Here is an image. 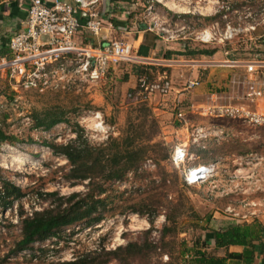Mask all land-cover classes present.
<instances>
[{
  "label": "rangeland",
  "instance_id": "rangeland-1",
  "mask_svg": "<svg viewBox=\"0 0 264 264\" xmlns=\"http://www.w3.org/2000/svg\"><path fill=\"white\" fill-rule=\"evenodd\" d=\"M111 1L118 11L127 15L125 19L127 25L123 31L129 33L130 39H127L131 43L139 34H145L137 28L143 24L151 31L163 33L160 43L162 51L171 47L175 48V51H182L184 46L190 49L200 47L199 45L203 43L197 40L196 36L204 31L212 36L211 43H208L209 49L230 47L233 53L241 49V52H238L239 59L245 62L259 60L258 53L260 49H264V0ZM166 1L175 3L179 9L173 10L166 6ZM168 10L200 17L199 24L203 28H194L197 27L196 22L187 26L181 21L174 20ZM222 13L223 20L213 19ZM229 25L232 27L233 37L222 42L220 39ZM182 27L187 29L185 39H168L174 30ZM118 36L117 38L121 37ZM156 57L162 58L158 54ZM179 58L181 57L174 55L170 59ZM185 58L189 59L186 56ZM217 60L224 61L227 58L217 56ZM147 66L158 65L122 62L112 67L105 78L92 81L84 74L75 73L69 65L63 73L59 70V65L54 63L50 71L59 73L55 72L50 87L44 91L29 90L18 93L12 89L9 79L0 73V125L18 139L14 143L6 142L0 147V185L4 179L21 187L24 192V197L16 201L12 208L7 211L0 209V264L73 261L96 250L111 252L120 247H127L131 243L143 244L148 236L152 241L159 242L162 230L168 223L169 214L177 216L178 234L169 239H174L178 251L185 247V242L190 247L195 239L203 238L210 230L209 223L213 218L211 212L220 209L215 201L220 200V180L223 176L220 171L217 172L213 177L217 188L210 191L209 183L187 184L185 179L187 168L210 158L209 162L220 164V156L228 148L227 154L230 158L224 162L232 169L227 177L233 180L235 168L245 169L251 166L253 160L246 159L250 157L249 154L257 153L259 158L264 156V126H254L240 119L214 118L198 112L192 114L190 111L186 116L188 121L179 122L176 118L173 93L176 89H183L185 81L196 77L199 72L202 84L193 91L204 87L203 80L207 73L203 74L204 68L174 63L167 68L174 81L172 93L168 96L155 94L147 101V106L153 112L158 126L151 143L160 144L169 152L176 145L185 144L190 156L187 165L177 168L170 158H163L168 150H151L143 166L131 171L123 180L100 181L101 188L98 187L95 192L96 198L104 201L96 212V215L102 213L100 222L88 225L84 221L68 226L56 236L35 242L33 248L16 253V242L22 235V211L30 215L36 210L52 207L53 199L47 196V193L58 191L61 196L68 197L74 192L85 195L89 191V180L71 186L62 178V173L69 171L70 164L66 157L56 155L47 143L65 144L81 136L93 146H102L107 145L111 139H123L127 136L129 118L142 114L139 109L144 106L140 104L143 102L137 103L130 99L129 93L139 85L138 67ZM207 69L209 72L215 70V73H221L228 68L218 66ZM152 74L155 81L158 72L153 70ZM211 83L214 84L207 85L214 92L225 94L232 91V87L226 88L217 82ZM199 101L195 104L199 107L198 111H202V104L210 103L211 99L203 103L204 100ZM233 103L244 101L237 99ZM192 104V99L187 98L182 108L187 110L186 107ZM96 115H100L101 118L96 119ZM43 117L63 120L48 130L37 126L38 120ZM101 122L102 127L96 128ZM221 124H226L225 130L228 135L222 127L218 128ZM198 127L206 128L211 135L208 138L193 139V132ZM208 141L216 147L213 152L207 148ZM236 157H243V160L236 161L234 160ZM18 158L20 161H15ZM254 162H260L257 167L263 172L264 159H255ZM242 175L244 176L241 177L245 178V174ZM247 182V179L242 178L236 181L239 199L249 202L253 193H258L260 198H264V176L260 177V189L256 190L258 192H252ZM210 194L213 195V199L210 198ZM150 197L163 202H159L158 207L154 206L157 211L153 226L150 223L153 215L148 207L150 201H145ZM177 205L179 210L175 211ZM147 232H150L149 235ZM153 260L168 262L169 256L159 253ZM111 264H141V261L130 259L121 263V260H113Z\"/></svg>",
  "mask_w": 264,
  "mask_h": 264
},
{
  "label": "trees",
  "instance_id": "trees-1",
  "mask_svg": "<svg viewBox=\"0 0 264 264\" xmlns=\"http://www.w3.org/2000/svg\"><path fill=\"white\" fill-rule=\"evenodd\" d=\"M116 12H118V14L122 13V11ZM170 12L172 14L171 18L176 21H181L187 26H191V24L193 25L194 22H196L195 26L197 27L194 28H203L199 24L200 17H193L189 15V13L178 14L174 11ZM85 19L84 17L82 18L83 24H85ZM213 19L216 21L220 19L223 20V13L216 15ZM115 20L117 19H114L116 26L119 24H126ZM137 28L139 31L145 32L144 40L137 49V53L142 56L149 57L152 52L158 51L157 54L165 59H170L174 55L180 57L186 56L189 58H194V56H196L215 59L217 56L226 57L225 52H228L227 57L231 60L239 59L240 57V53L238 52H241V49H237L236 53H233L230 47L225 49H209L208 43H203L199 45L200 47H195L194 49L184 46L182 51H175L172 49L162 51L160 47V43L163 39L161 33L153 30L151 31L143 24H140ZM77 40L85 45H99L97 38L91 35L85 27H82L79 31ZM258 56L259 60H264V49H260ZM138 68L140 69V76L147 75L151 81H153L154 78L152 74L153 70L157 71L158 74L165 70L168 71L167 68L159 66ZM136 91L137 88L131 92ZM139 102H143L140 104L144 105L139 109L142 114H138L135 118H129L128 135L123 139H111L107 145L105 144L102 146H93L87 139H82L81 136L65 144L47 143L56 155L66 157L70 164L69 171L63 172L61 175L62 178L66 182H69L71 186H76L79 183L89 180V191L85 195L81 192H74L68 197L61 196L58 191L47 193L46 195L53 199L52 207L36 210L30 215H26V213L22 211V235L16 242V253L33 248L35 242L44 241L49 237L56 236L59 231L68 226L84 221L88 225H94L100 222L102 220V213L96 215V212L99 209V205L104 203V201L97 199L95 194L96 189L98 187L101 188L100 181L109 182L123 180L131 171H136L143 166L151 150H168L160 144L151 143L156 136L158 129L157 122L154 119L155 117H153L154 115L150 107L147 106V101ZM49 118L43 117V119H39L37 126L50 130L63 120L61 118ZM16 140L18 139L10 135L0 125V147L6 142L14 143ZM207 146L210 152L216 149L211 141H208ZM174 148L170 152L169 150L165 152L163 158H170L172 162ZM227 152L228 148H226L224 154ZM210 160L211 158L207 161L196 162L195 165L209 164L211 163L209 162ZM163 180L165 179L163 178ZM186 183L188 184L187 179ZM23 197L24 192L21 187L2 179L0 185V209L7 211L14 206L16 201ZM145 201H150L148 207L149 212L153 215L150 218V223L153 226L156 216L155 212L157 211L156 207L163 202L161 200H153L152 197ZM178 210L177 205L175 211ZM167 222L169 224L167 223L163 228L162 237L159 242L152 241L150 236H148L143 241V244L131 243L127 247L118 248L116 251L106 252L96 250L91 254L80 256L73 261H60L57 263L38 262L35 264H111L113 260H121L122 263L130 259L136 261L140 260L141 264H181L180 261L187 264H228V261H231L232 264H254L257 251L259 250L260 254H264V226L259 222H256L254 225L231 224L225 229H210L203 238L198 237L195 239L190 247L187 246L186 242L184 244L185 247H183L182 244L181 247L183 248L180 251L177 250L174 239H169L170 237H176L178 234L177 216L169 214L167 216ZM149 233L150 232H147L148 235ZM208 234H211L215 241V250L221 248L228 249L231 245H240L245 249L241 253L226 252L225 256L210 252V239L207 237ZM159 253H161V255H168L169 261H154L153 258ZM152 254L155 256L153 257ZM153 261L155 263H153Z\"/></svg>",
  "mask_w": 264,
  "mask_h": 264
},
{
  "label": "built area",
  "instance_id": "built-area-1",
  "mask_svg": "<svg viewBox=\"0 0 264 264\" xmlns=\"http://www.w3.org/2000/svg\"><path fill=\"white\" fill-rule=\"evenodd\" d=\"M103 0H53L47 3L45 0H29L28 16L25 27L12 36L9 42L10 55L0 57V73L5 75L15 92L40 90L44 91L51 86L55 72L50 71L54 63L59 65V70L66 72L67 65L72 67L75 73L84 74L92 81H99L106 77L109 70L121 64H161L168 68L174 63L180 66L204 68L208 67H237L244 65L249 74L247 79L236 80L234 85L245 86L246 94L244 103H221L219 98L212 97L210 103L202 107L198 113L214 118L240 119L254 126H264V88L262 83L256 80L255 75L264 71V60L245 62L243 60H216L210 58H185L178 60L165 58H150L139 55L132 43L120 37L108 44L97 45L82 44L77 40V35L82 27H85L91 35L99 38L105 29L106 21L102 16L100 6ZM85 19L83 24L82 18ZM185 27L172 32L168 39H185L187 35ZM163 37V33H162ZM233 37L232 27L229 25L220 41L225 42ZM197 40L202 43H211L212 36L209 32H199ZM183 57V58H182ZM154 62V63H152ZM200 78H190L185 81L182 91H193L201 86ZM264 87V84H263ZM174 90L173 81L169 72L165 70L158 74L155 81H151L147 75L139 77V85L136 92H130L129 98L134 102L148 101L153 95L168 96ZM176 117L179 121L187 120V112L182 108V99L175 102ZM96 115V119H100ZM102 122L96 128L102 127ZM222 133V132H221ZM211 135L206 128L198 127L193 132V139L208 138ZM190 156L184 144L175 146L172 163L181 168L187 165ZM214 164H200L189 166L186 171V179L190 184L209 182L215 172Z\"/></svg>",
  "mask_w": 264,
  "mask_h": 264
},
{
  "label": "crops",
  "instance_id": "crops-1",
  "mask_svg": "<svg viewBox=\"0 0 264 264\" xmlns=\"http://www.w3.org/2000/svg\"><path fill=\"white\" fill-rule=\"evenodd\" d=\"M45 1L50 4L53 2V0H45ZM28 7H29V0H0V57L11 54V50L9 48V42L12 36H14L16 33H18L20 30H22L25 27V22L28 16ZM100 9L102 12V16L104 17L108 25L105 27V29L103 30L99 38H97L98 44H102V45L108 44L116 40L118 35H120L121 37L130 39L128 36L129 33L123 31V29H125V26L127 25V21H125L127 17L126 13L122 12L118 14V12H116L118 10H116V8L113 6V3L111 0H103L102 5L100 6ZM114 19H117L115 20L117 22L119 21L123 24L125 23L126 24L125 25L119 24L118 26H116ZM144 37H145V34H139L138 37L133 39L132 45L136 50L139 48L140 44L143 42ZM171 49L175 50V48L173 47H171ZM157 53L158 51H154L149 57L155 58ZM225 55H226V58L229 59V57H227L228 52H225ZM221 57L225 58L224 56H221ZM215 59L217 60V58ZM234 60H240V59H234ZM158 66H161V64L159 63ZM227 68L228 69L224 70L221 73L220 72L215 73V70H212L210 72L208 70H204L203 74L207 73V75L204 77V80H203L204 87L202 86V88L196 90L195 92L194 91L184 92L182 91V89L181 90L176 89L175 92L173 93L174 101L176 102L177 99H182V102L184 103V100H187V98L192 99L193 104L189 107H186L187 110L185 111L187 112V114L189 111L192 112V114H196L198 112L199 107L195 103L196 102L199 103L200 102L199 100L201 101L204 100L202 101L203 103L205 101L207 102L210 101V99H213L212 97H215V98L218 97L221 103H226V102L233 103V102H236L237 99L239 100V99L244 98L246 94L245 86L237 85V84L234 85L232 80L233 78H235L236 80L247 79L249 74L246 71V67L242 65V66L227 67ZM199 73L201 74V72ZM200 74L197 75L196 77H191V78H197V77L201 78ZM169 76L171 80L173 81L172 75L170 73H169ZM222 78L224 79L223 82L221 81ZM255 78L260 83H262V88H264L263 87L264 71L259 72L257 75H255ZM211 82H217L218 85L220 84V86H225L226 88L232 87L231 88L232 91L225 93V94L214 92L211 89H209L207 85V84H212V85L214 84ZM219 82H222V83H219ZM226 97L227 99L225 100L224 98ZM262 103H263V108H264V98L262 99ZM205 104H202V106H204ZM187 121L188 120H186V122ZM225 125L226 124L224 125L221 124L218 126V128L221 129L220 127H222L225 130L226 129ZM228 134L229 133H227V135ZM226 141H228V139H226ZM248 156L250 157H247L246 159L251 158V160H253V162L251 163V166L245 169L238 168V167L235 168L234 173H233L235 178L233 180H229V178L227 177L228 176L227 174H230L232 171V169L228 167L227 162H224L230 158L227 153L225 154V156H224V153L220 156L222 164L220 162L219 163L221 165L217 163L215 164L212 162L209 163V164L216 165L215 167L216 169H215L213 177L216 176L218 171H220L222 174L221 176H223V178H221L220 180V186H221L219 190L220 200L215 201V203L219 205L220 209L213 210L212 211L214 212L213 215L211 212V217L213 216V218L210 219V223H209L211 230L212 229L213 230L225 229L231 224L254 225L256 222H259L264 226V198L263 197L260 198V195L258 193L256 194L253 193V196L251 197V200L249 202H245L244 200L242 201L241 199H239L240 193L237 189L238 185L236 184V181H238L240 178L247 179L248 180L247 183L250 184V189H252V192H255L256 190L259 191L260 177L264 176L263 175L264 170L263 172H261V170L257 167V165H259L260 162L259 163L254 162L255 159H264V156L259 158L257 153L249 154ZM234 160L236 161L243 160V157H236V159ZM219 165L220 167L218 168ZM242 174H245V178L241 177V176H244ZM213 177L209 180V182H206V183H209L210 191H212V188L214 189L217 188V186L214 183L215 180H213ZM233 183L235 184L233 185ZM210 195H211L210 198L213 199L212 198L213 195L212 194ZM207 237L210 239L209 251L215 252L216 254L220 256H225L226 252L241 253L245 249L243 246H240V245H231L228 249L221 248V249L215 250V241L212 238V235L208 234ZM228 264H232V262L228 261ZM254 264H264V254H260L259 250L257 251L256 261Z\"/></svg>",
  "mask_w": 264,
  "mask_h": 264
},
{
  "label": "bare ground",
  "instance_id": "bare-ground-1",
  "mask_svg": "<svg viewBox=\"0 0 264 264\" xmlns=\"http://www.w3.org/2000/svg\"><path fill=\"white\" fill-rule=\"evenodd\" d=\"M165 5L168 6V7H170L173 10L179 9V7L175 3L171 2V1H166ZM15 161L19 162L20 161V158H18Z\"/></svg>",
  "mask_w": 264,
  "mask_h": 264
}]
</instances>
